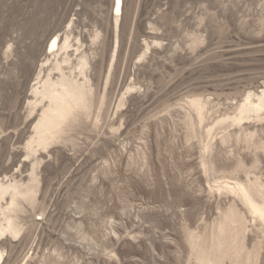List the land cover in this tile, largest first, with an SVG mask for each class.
<instances>
[{
    "label": "rangeland",
    "instance_id": "rangeland-1",
    "mask_svg": "<svg viewBox=\"0 0 264 264\" xmlns=\"http://www.w3.org/2000/svg\"><path fill=\"white\" fill-rule=\"evenodd\" d=\"M123 2L0 0V264H264V0ZM55 34L92 92L42 138Z\"/></svg>",
    "mask_w": 264,
    "mask_h": 264
},
{
    "label": "bare ground",
    "instance_id": "bare-ground-1",
    "mask_svg": "<svg viewBox=\"0 0 264 264\" xmlns=\"http://www.w3.org/2000/svg\"><path fill=\"white\" fill-rule=\"evenodd\" d=\"M123 3V0H113L112 14L115 17V26H117L118 17L123 14ZM116 44L117 42H115V48ZM46 51L48 55L53 56L55 59V65L47 70L48 73L45 79H43L44 81H39L43 68L47 67L49 61L45 60L41 63L35 87H32V95L39 97V104L46 103L41 111L37 125L40 131L39 135L42 138L50 134L53 128L63 124L69 116H73L74 111L86 108L92 92V86L89 85L90 83L85 72L87 62L83 56H80L81 53L79 54L80 58L77 65L75 67L72 66V57L70 58L69 53L73 50H71L69 38L66 34H64L63 39L60 34H55L47 45ZM74 52H78L77 49ZM58 56H62L60 61L56 60ZM64 69L67 70V73H65ZM52 71L57 72L59 76L54 79ZM90 99H92V96Z\"/></svg>",
    "mask_w": 264,
    "mask_h": 264
}]
</instances>
